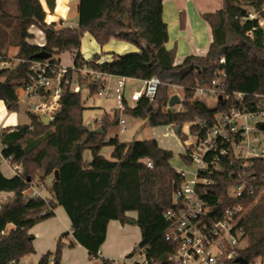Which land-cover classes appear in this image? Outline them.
<instances>
[{
  "label": "trees",
  "instance_id": "trees-1",
  "mask_svg": "<svg viewBox=\"0 0 264 264\" xmlns=\"http://www.w3.org/2000/svg\"><path fill=\"white\" fill-rule=\"evenodd\" d=\"M56 1L46 0L49 10L55 11ZM223 5L202 15L211 26L213 38L206 54L188 55L176 63V49L166 46L169 32L163 19V0H80L79 28H58L55 22L47 23L40 0H0V100L10 111L19 110L18 91L29 80L32 61L44 60L36 56L41 51L59 62L57 56L67 51L78 69L90 68L141 81L157 76L161 81L153 102L141 100L133 106L125 101L123 110L115 107L113 114L104 115L99 123L103 133H93L83 123L84 89L80 93L65 89L62 108L50 125L29 112L30 124L0 126L3 155L23 165L20 175L7 177L0 163V192L14 193L5 202L0 201V264L19 263L35 252V236L30 229L51 218L58 205L64 207L72 222L70 245L87 249L91 258L99 257L109 223L118 219L141 229L142 239L129 256L138 247L147 246L160 264H171L169 257L177 244L166 239L169 223L165 213L174 205L173 183L178 179L172 166L175 154L155 139L124 142L118 135L110 139L107 136L119 125L121 114L173 129L197 118L211 117L223 108L222 103L211 108L195 96L194 88L210 84L222 69L230 91L247 93L245 100L251 109L264 108V29L256 19L243 20L250 8L264 19V0H223ZM181 23L184 25V19ZM32 26L44 32L45 46L28 41L33 36L29 33ZM87 32L102 46L116 39L135 44L140 51L115 54L113 61L101 62L99 53L87 59L80 51L81 38ZM11 47L18 48L20 61L2 67L1 63L9 61ZM223 57L224 65L220 63ZM81 83L91 96L98 95L99 80L82 78ZM174 86L184 88L180 113L168 109ZM178 136L183 137L181 132ZM106 145L114 148L112 158L101 154ZM87 150L91 161L85 158ZM149 161L152 167H148ZM255 167L258 182L263 184L264 160L257 161ZM55 170L60 176L52 183V200L26 194L38 178L44 180ZM220 184L216 194L222 196L229 187L227 178ZM253 202V197L247 196L227 204L241 203L248 208L242 221L247 244L240 256L249 264L264 258V198ZM133 211H137V218L127 216ZM10 224L12 229H8ZM68 235H61L53 252L45 253L39 264H61ZM99 264L113 261L105 258Z\"/></svg>",
  "mask_w": 264,
  "mask_h": 264
},
{
  "label": "built area",
  "instance_id": "built-area-1",
  "mask_svg": "<svg viewBox=\"0 0 264 264\" xmlns=\"http://www.w3.org/2000/svg\"><path fill=\"white\" fill-rule=\"evenodd\" d=\"M246 19H256L264 29V19L258 12L249 10L247 16L243 17V20ZM220 63L224 65L226 58L223 57ZM107 77L112 75L90 68L78 69L74 63L64 67L62 62L48 58L32 61L29 80L20 89L24 97L35 98L29 109L31 113L41 119L48 117L54 120L62 108L61 98L65 89L77 93L85 89L82 78L99 80L97 96H115V106L120 110L125 108L128 92L133 106L141 100L151 103L161 85L159 77L153 76L144 80L140 89L129 91V78L117 76L116 84L111 88ZM225 77L226 71L222 69L210 84L196 85L194 88L195 96L205 102L204 98L214 100V104L208 103L211 108L221 103L223 108L211 117L186 122L180 129L185 137H182L185 145L182 160L185 166L174 168L178 175L177 181L173 183L174 205L165 213L169 223L166 239L177 244L176 251L169 257L171 264H240L237 258L247 244L242 221L248 208L241 203L227 204L247 196L253 197L252 204L264 198V183L258 182L255 167L257 161L264 160V130L259 128V124L264 122V108L251 109L245 100L247 93L230 91ZM182 109L180 103L175 112L180 113ZM119 122L120 132L125 133L128 128L122 116ZM2 162L10 165L15 175L23 171L21 163H14L12 158L3 155L0 144ZM147 165L153 166L151 161ZM224 178H227L229 187L226 194L221 196L216 193ZM29 195L40 196L37 191ZM11 264L20 263L13 261ZM124 264L160 263L153 257L149 247L140 246L134 254L124 258Z\"/></svg>",
  "mask_w": 264,
  "mask_h": 264
},
{
  "label": "crops",
  "instance_id": "crops-1",
  "mask_svg": "<svg viewBox=\"0 0 264 264\" xmlns=\"http://www.w3.org/2000/svg\"><path fill=\"white\" fill-rule=\"evenodd\" d=\"M40 1L43 5L44 10H46L47 12V18H46L47 23L55 22L58 28H64L65 26L72 27V28H79L80 26L79 19L77 22H74V19L76 17L77 12H78V18L80 17V9H79L80 0H57L56 7L54 9L55 11L49 10L46 0H40ZM223 6H224L223 0H163V7H164L163 19L168 24V32H169V41L167 42L166 46L168 49H173V48L176 49V55H177L176 63L181 62L188 55L206 54L213 38H212L211 26L208 24V22L203 20L202 15L205 13L215 12L216 10L222 9ZM181 19H184V25H182ZM29 33L33 35L31 38L28 39L30 43H33V44H36L37 42L39 44L46 43L45 34L40 28H37L36 26H32L29 29ZM85 35H88V39L91 38L93 41H95L93 36L89 32L85 33L82 36V38ZM113 40H111V42ZM95 42L97 43V41ZM120 42L125 43V44H130V42L129 43L124 42V41H120ZM110 43H108V45ZM81 46H82V43H81ZM129 48L130 47L123 44V45H120L119 50L123 52V51L129 50ZM80 51L83 54L82 47ZM9 52L13 53V55H16L18 52V48L11 47ZM10 56L8 58L11 59ZM87 59H90V58H87ZM103 59L105 58L102 57L101 62L109 61V60H103ZM130 80H133V78H130ZM107 81L108 82L110 81L114 87L117 81V76L114 75L112 77H107ZM129 82H128V89L130 91V89L132 88L131 87L129 88ZM128 94L129 95L126 96L127 102L131 105L132 101L130 100V93L128 92ZM18 95H19L20 100L21 99L23 100L34 99L35 100V98L24 97L21 89H19ZM30 106L31 104L29 105V109H30ZM85 106L86 108H91V109H94V108L98 109V107L102 109L103 111L102 114L99 116V118L95 119V122H97L106 112H109L110 109H115L116 107L114 106V107L107 109L104 105L96 104V102H92L89 104H86L85 102ZM13 112L14 111H10L7 108V105L3 100H0V126L2 128L8 127V126L21 125L18 122H16L17 117L16 115H12ZM29 112L30 111H28V113ZM126 125H127V122H126ZM96 128H97V125H96ZM115 135H118V138H120L118 131L115 132ZM114 136H111V137H114ZM120 139L124 141L122 138ZM124 142H128V141H124ZM162 148H166V147H162ZM113 150L114 148L112 146L106 145L101 149V154L105 155L107 158H112ZM84 155H85L86 160L88 161L92 160V155L89 150H87L84 153ZM6 166L7 167L5 169H3V167L1 166V170L4 173V175H6L7 177L14 176L15 175L14 169L8 164H6ZM51 176H54V179L50 183H48L49 182L48 180L51 178ZM51 176H49L48 178L44 180H42L41 178H38V180L32 185V187L26 191V194H31L33 191H37L39 195L43 197L42 192L40 190V187H43L44 189L47 190V195H45V197L43 198L52 200L54 198V195H53L51 186H52L53 181L56 179L55 173H53ZM13 196H14L13 192H0V201L5 202L7 199ZM54 212H55L54 214L55 217H53L52 219H49V221L51 220L54 221L52 223L50 222V237H51L52 243L55 244V248H56L57 241L62 235L61 225L63 226V228L67 230L69 234L68 235L69 239L72 238L71 237L72 236V222L70 221L63 206L58 205L54 209ZM127 216L134 219V218H137L138 213L137 211L127 212ZM44 222H47V220ZM41 223L42 222H40L39 224H36V226H39ZM13 227L14 226L10 224L8 226V229H12ZM33 227L30 229V233L34 234V236L38 238V232H35L34 231L35 227L34 228ZM112 228H114L117 231L118 230L122 231V233L126 236H130L131 234L133 236L132 238H128L130 240L127 241V244H122L116 251H113L112 248H110L107 245V241L110 237L109 235H110V231L112 230ZM106 236H107V240L103 244L100 250L101 253L98 258H91L87 249L83 248L80 245H74L73 247L79 248L83 250L85 253H88L89 260L99 264L102 261V259H105V258L110 259L113 262L115 261L114 258H117L118 256L125 258L127 255L133 252L134 248L137 246V244L142 239L141 229L138 225L123 224L118 219L112 220L109 223ZM35 241L36 240H34V246H35ZM69 250H67V245H66V247L63 250L64 255H63L61 264H63V260L67 256L68 252L73 251V250H70V251ZM32 256H33V253L25 255L23 258H21L19 263L20 264H33ZM40 258L38 260V264H39ZM258 262L261 264H264V258L258 259L257 263ZM72 264H78V263L74 262Z\"/></svg>",
  "mask_w": 264,
  "mask_h": 264
},
{
  "label": "rangeland",
  "instance_id": "rangeland-1",
  "mask_svg": "<svg viewBox=\"0 0 264 264\" xmlns=\"http://www.w3.org/2000/svg\"><path fill=\"white\" fill-rule=\"evenodd\" d=\"M249 10L252 11L253 9L250 8ZM78 19L79 18H78V12H77L74 22H77ZM81 41H82V46H81L82 51L86 58H92L93 55H96L97 53H99L102 55L103 58H105L103 60L113 61V59L115 58L114 57L115 54H130V52H139V48L136 45L132 43L130 44L121 43L120 41H117L115 39L109 45L107 44L104 46L100 45L98 42L96 43L91 38L88 39V35H85ZM123 44L130 47L129 50H126L123 52L119 50L120 45H123ZM9 56L11 57V59L9 58L8 62L1 63V65L13 66L20 61V59L17 57V54L13 55V53L8 52V57ZM57 58H61L62 65L64 67L65 66L70 67L73 64V61L70 58L69 53L67 51L58 55ZM109 85L110 87L111 86L113 87L110 81H109ZM142 85L143 83L139 79H133V80H130L129 82V88L131 87L132 89H140ZM173 88H174L175 94L180 95V98L183 101L185 98V95L183 92L184 88L182 87L178 88L176 86H174ZM83 94H84V99H85L86 104L96 102V104L104 105L107 109L114 107L116 104L115 96L114 98H105V97H101L97 95L91 96L90 91L86 89L84 90ZM128 95L129 94L127 93V96ZM204 99L210 105L214 104L213 99H208V98H204ZM34 102H35L34 99L32 100L21 99L20 100L19 110L14 111L12 113V115H16L17 117L16 122H18L21 125H27L30 123V116L28 113L29 105L30 104L32 105ZM178 107L179 105L176 107V110L178 109ZM113 110L114 109H110V111L106 112L104 115L113 114ZM102 112H103L102 109L99 107L98 109L86 108L83 113V123H85L87 126H90L93 129H96V125H97V128H99L100 120L104 115L97 122H95V119L99 118ZM121 116L127 122V127H128L127 131L125 133H120V127L118 125H115V127L110 130L107 136L108 139L109 137L114 136L116 131L119 132L120 138L128 142H132L135 140L155 139L160 143L162 147H166L173 151L175 156L172 159V166L175 169H179L185 166L182 160V154H184L185 152V145L182 141V137H179L173 131V129H171L170 125L152 126L148 119L137 118L129 114H121ZM183 138L185 137L183 136ZM1 166L3 167V169L7 167L4 162L1 163ZM53 179H54V176H51V178L48 180L49 181L48 183H50ZM40 190L42 192L43 197H45V195H47V190L44 189L43 187H40ZM53 217L55 216L53 215L51 218L46 219L47 222H44L46 220L40 221L42 223L39 226L35 225L36 227L35 226H34L35 228L33 227L34 231L38 232V238L35 237V240H36L35 241V252L33 253V256H32L33 264H38V260L43 254L51 252L55 249V244L52 243V240L50 237V222L52 223L54 221L53 220L49 221V219H52ZM61 228H62V235L68 233L67 230L63 228L62 225H61ZM109 236L110 237L107 241V245L110 248H112L113 251L118 250V248L122 244H127V241L130 240L128 238L133 237L132 234L130 236H126L122 233V231L120 230L117 231L114 228H112V230L110 231ZM69 249L73 251L68 252L67 256L63 260V264H72L74 262L78 264H98L96 262H92L89 260L88 253H85L83 250L79 248H74L73 246H71L70 239L67 240V250ZM114 259L115 261L113 262V264H124V258L118 256L117 258H114ZM259 262L257 264H261Z\"/></svg>",
  "mask_w": 264,
  "mask_h": 264
},
{
  "label": "water",
  "instance_id": "water-1",
  "mask_svg": "<svg viewBox=\"0 0 264 264\" xmlns=\"http://www.w3.org/2000/svg\"><path fill=\"white\" fill-rule=\"evenodd\" d=\"M36 56L39 57V58H42V59H48V58L51 56V54H50V53H47V52H45V51H41V52H39ZM181 101H182V100H181V98H180V95H178V94H174V95L169 99V101H168V104H169L168 109H169V111H170L171 113H175L176 106L180 105ZM51 121H52V120L49 119L48 117H43V118H42V122H43L44 124H46V125H50ZM259 128H260L261 130H264V122H261V123L259 124ZM180 129H181V126L176 127V128H174V132L178 135V134L180 133ZM92 132H93V133H97V134H99V133H103V130H102V127L99 126V128L93 129ZM54 172H55V177H56V179H59L60 172H58V170H55ZM237 261H238L240 264H249V262H248L243 256H239V257L237 258Z\"/></svg>",
  "mask_w": 264,
  "mask_h": 264
}]
</instances>
